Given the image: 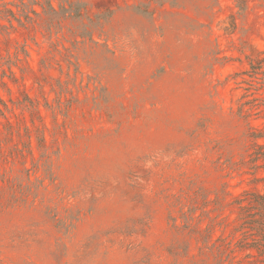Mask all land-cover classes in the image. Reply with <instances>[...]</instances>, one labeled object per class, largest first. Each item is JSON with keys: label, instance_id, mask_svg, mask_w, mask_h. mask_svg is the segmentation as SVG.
<instances>
[{"label": "rangeland", "instance_id": "374dc122", "mask_svg": "<svg viewBox=\"0 0 264 264\" xmlns=\"http://www.w3.org/2000/svg\"><path fill=\"white\" fill-rule=\"evenodd\" d=\"M61 4L80 16L51 33L39 20L34 30L13 22L15 31H0V66L16 78L0 76L12 110L0 116V131L12 124L0 150V264H189L197 246L173 220L184 223L196 194L200 205L223 203L199 205L209 213L195 216L201 228L212 217L213 240L235 249L224 264H264L236 248L227 206L244 191L264 192V162L234 164L248 159L249 128L264 131V102L238 114L264 100L260 81L244 73L264 51V0ZM17 44L29 58L16 62ZM24 96L42 122L15 105ZM25 128L32 154L20 155Z\"/></svg>", "mask_w": 264, "mask_h": 264}, {"label": "trees", "instance_id": "16d2710c", "mask_svg": "<svg viewBox=\"0 0 264 264\" xmlns=\"http://www.w3.org/2000/svg\"><path fill=\"white\" fill-rule=\"evenodd\" d=\"M53 1L55 0H12V2L1 3L0 20L5 21L8 25L5 26L0 24V31H15L13 22H16L19 27H22L26 30H34L35 26L39 25L37 22L39 20L41 22L40 25H44L45 30L51 33V30L56 26H59L63 19L80 16V14H78L81 11L80 9L76 10L75 8L74 10L68 11L67 8H65V5L61 4L62 0H56L58 1V9H56L53 6ZM69 6L71 7V5ZM11 31L6 32L8 36L11 34ZM20 55H22L24 59L29 58V52L27 50L26 44H17L14 47L13 57L15 58L16 62L21 61L19 58ZM10 56L11 55L8 53V57ZM7 63L9 62L7 61ZM248 65L249 70L244 73L247 74L250 79L260 81L259 84L264 87V51L257 60L249 61ZM7 67L9 76L1 66L0 76L2 79L4 77H8L14 82L16 80L15 73L11 70L10 65ZM1 85L6 87V83L4 81L1 82ZM249 85L251 86V84ZM256 101L264 102V100L257 97H253V99L249 102H244L239 107V116L243 119L246 118V111L243 110L244 106L251 105V107H253L255 104L254 102ZM15 105L20 108V110L29 113L31 124H34V120L36 118L42 122V117L40 115L38 106L39 104L33 99L29 98L28 96H24V98L21 101L16 102ZM44 107L46 109H52V106L48 103H45ZM60 107L61 102H58L57 109ZM11 111L12 110L7 106L5 101L0 98V116L6 119L5 113H9ZM52 111H54V124V122L57 123V119L55 110ZM6 124L3 127L4 130L0 131V150L5 148L2 146V144L6 143L4 142L2 136L4 137L7 135H12V124L10 122H7ZM24 136L27 138V146H22L18 152L20 155H23L24 152L32 154L31 134L29 128H25ZM35 139L37 147L43 148L46 143L44 134H41V137L36 136ZM263 139L264 131L261 129L253 131L252 128H249V132L246 134V140L248 141V144L245 150V154L248 159L246 161L242 160L234 164L249 165L252 169H258L260 167L259 162H264V142H261ZM262 181H264V178ZM195 196V204L189 209L188 215L183 212L181 213L184 223L179 226L176 224V220H173V227L182 234L188 235L190 239L194 240L198 252L195 255L193 254L188 256L189 247L186 246V250L182 248V253L173 254L175 261L177 262L182 257L188 256L190 258L189 264H224L226 261H230L233 258L235 249L231 248L230 243L220 238L213 240L212 231L214 227V219L212 217L208 216L209 224L206 225L205 228H201V220H196V211L200 210V214L197 215L198 219L200 216H205L209 212L205 210V207H203V209L198 208L200 204L197 203V194ZM210 202L217 203L216 205H218V207L223 205L221 200L218 198L212 201L205 199L202 204L205 205V203L208 204ZM202 204L200 206H202ZM228 205L233 206V208L236 210L235 232H238L241 235V239L237 242L236 248H239L240 250H249L252 253L254 252L260 261L264 263V192L244 191L238 196L234 197L233 201L227 204V206ZM205 250L208 251L212 256L213 263H208V260L203 259V256L206 254Z\"/></svg>", "mask_w": 264, "mask_h": 264}]
</instances>
